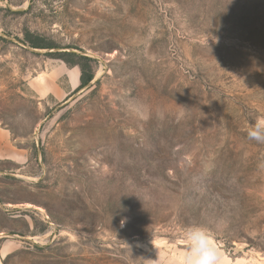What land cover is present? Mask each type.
<instances>
[{
    "label": "rangeland",
    "instance_id": "rangeland-1",
    "mask_svg": "<svg viewBox=\"0 0 264 264\" xmlns=\"http://www.w3.org/2000/svg\"><path fill=\"white\" fill-rule=\"evenodd\" d=\"M261 118L264 0H0V264H264Z\"/></svg>",
    "mask_w": 264,
    "mask_h": 264
},
{
    "label": "clouds",
    "instance_id": "clouds-1",
    "mask_svg": "<svg viewBox=\"0 0 264 264\" xmlns=\"http://www.w3.org/2000/svg\"><path fill=\"white\" fill-rule=\"evenodd\" d=\"M247 136L251 140L264 143V118L255 121L248 129ZM186 239L189 251L185 264H220L221 253L205 229L198 226L190 228Z\"/></svg>",
    "mask_w": 264,
    "mask_h": 264
},
{
    "label": "crops",
    "instance_id": "crops-1",
    "mask_svg": "<svg viewBox=\"0 0 264 264\" xmlns=\"http://www.w3.org/2000/svg\"><path fill=\"white\" fill-rule=\"evenodd\" d=\"M10 134L0 130V161L11 160Z\"/></svg>",
    "mask_w": 264,
    "mask_h": 264
},
{
    "label": "trees",
    "instance_id": "trees-1",
    "mask_svg": "<svg viewBox=\"0 0 264 264\" xmlns=\"http://www.w3.org/2000/svg\"><path fill=\"white\" fill-rule=\"evenodd\" d=\"M32 46L34 48H43V46H41L39 44H36L34 42H32ZM84 60L88 61L87 59H84ZM81 71H82V74H81V86L88 85L93 80V77L88 75L86 67L84 65L81 66Z\"/></svg>",
    "mask_w": 264,
    "mask_h": 264
}]
</instances>
